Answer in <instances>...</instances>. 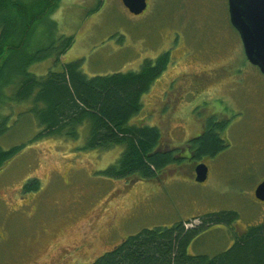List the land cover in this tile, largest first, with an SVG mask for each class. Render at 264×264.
<instances>
[{"label": "rangeland", "instance_id": "1", "mask_svg": "<svg viewBox=\"0 0 264 264\" xmlns=\"http://www.w3.org/2000/svg\"><path fill=\"white\" fill-rule=\"evenodd\" d=\"M166 35H174L179 43L188 42L186 56L183 47L177 46L172 52L177 60L142 96V111L133 120L149 117V108L176 73H193L227 62L223 73L205 76L209 80L221 77L207 90L216 89L215 94L222 97L197 95L195 85L179 96L201 105L202 113L219 110L226 114L233 121L234 145L212 159L210 176L203 183L192 180L190 166H183L176 178L170 179L168 174L170 181L161 172L145 180L154 189L153 212L130 233L141 227L169 226L183 215L189 216L193 208L201 212L233 210L237 214L233 227L264 221V201L252 196L264 177V74L246 59L239 34L229 20L227 0H149L140 14L129 12L120 0H59L55 10L35 25L26 58H22L26 61V54L37 58L27 66L36 76L60 71L64 64L76 61L88 77L138 70L146 56L153 58L162 51ZM67 36H72L71 45L57 55ZM188 82L197 84L198 79L187 75L169 84L159 103L161 115L173 113L180 100L178 90ZM13 90L8 86L1 93L0 147L23 146L0 170V264H88L109 245L89 237L78 253L73 244L85 235L84 225L96 212L92 207H97L98 198L121 183L120 178L103 171L117 160L122 146L85 149V123L78 128L76 139L38 135L42 127L28 110L31 103L16 101ZM153 118L145 124H154ZM36 176L39 187L23 190L22 185ZM89 200V208H82ZM144 221L148 225L143 226ZM184 221L188 227L197 222ZM231 229L225 224L209 226L190 242L188 252L213 255L226 249L233 241Z\"/></svg>", "mask_w": 264, "mask_h": 264}, {"label": "trees", "instance_id": "2", "mask_svg": "<svg viewBox=\"0 0 264 264\" xmlns=\"http://www.w3.org/2000/svg\"><path fill=\"white\" fill-rule=\"evenodd\" d=\"M25 1L0 0V99L3 89L13 86L16 101H29L28 110L42 127L38 135L76 139L78 128L85 123V149L121 145L117 160L103 171L107 176L136 174L153 178L170 159L168 154L156 150L160 131L154 126L136 125L130 119L141 108L142 93L165 67L166 53L158 56L154 64L146 60L137 71L88 77L76 61L64 64L60 71L49 70L36 76L27 66L37 58L26 54L25 61L22 57L35 25L55 10L59 0H30V4ZM72 40V36L65 37L57 55ZM214 129H208L198 139L197 154H211L220 148ZM22 146L0 147V169ZM37 186L31 180L24 187L35 190ZM236 218L235 211L223 210L205 212L200 224L189 227L185 221L143 227L88 264H264V221L248 225L239 235L235 234L230 246L213 255L188 252L190 242L209 226H230Z\"/></svg>", "mask_w": 264, "mask_h": 264}, {"label": "flooded vegetation", "instance_id": "3", "mask_svg": "<svg viewBox=\"0 0 264 264\" xmlns=\"http://www.w3.org/2000/svg\"><path fill=\"white\" fill-rule=\"evenodd\" d=\"M146 1L148 6L149 0ZM165 38L167 40V43L166 45L163 44L162 51L160 50L161 52L153 58H147V56L146 57L144 56L145 58L141 63L142 66L146 60H149L151 63L154 64L155 59L158 56L166 53L167 63L165 67L160 71V73L155 78H153L148 89L144 93H142V96L145 93L149 92L151 88L154 86V84H156V82L160 78L159 76L161 75V73L163 72L164 74L166 70L169 68V65L177 60L178 57L172 55V52H174V50H177L176 49L177 46L183 47L182 55L186 56L185 53L187 51L186 46L188 42H186V44L185 41H182L181 43L176 42L174 35L173 36L166 35ZM210 59L213 60L215 58H210ZM225 64H227V62H224L221 65L213 64L212 66L204 67V69L198 70L197 72H193V73L183 71L181 74H179L178 72L172 78H170L164 84L165 88L163 89L162 94H160V96L157 99H155L153 106L148 110L149 113L148 116L149 117H151L152 115L154 116L153 119H150L154 124H145V121L149 119V117L147 116L145 117V119L138 120L137 122L133 120L134 116H136L142 111V96H141V108L138 111V113L135 114L130 119V122L139 126L147 125L150 127L153 126L157 127L161 134V141L156 150L168 154L170 157V159L163 164V166L160 168V170L153 178H155L160 172L162 174L160 176L162 177L165 176L167 179L169 178L168 174H171L170 179L176 178L177 174H180V172L182 173L183 166H190L191 171L189 173V176L192 178V180L195 181L194 179L195 167L197 164L203 162L207 166V177L203 181L205 182L210 176L212 170V165H211L212 159L217 157V155H219L222 151H227V149H229L234 145V137L232 136V132H231L233 128V121L231 122L229 117L225 116L226 114L225 115L222 114V112L219 110L216 111L210 110L207 111L206 113H202L203 108H201V105L195 102L184 100L182 98L183 94L179 96L180 95L179 93L182 91L184 92L187 90L188 92H190L191 86L194 85H195L194 92L197 93V95L200 96L214 95L216 93V89L212 90L213 92H209L207 90V87H209L212 84L219 83L221 77L217 78V80H209L205 76L208 72L212 73L219 71L223 73V71L226 69ZM187 75L197 77L198 79L197 84H190V82L182 84L180 86V89L178 90V96L180 100H177L178 101L177 105L173 106L172 108L173 113L161 115L158 112L159 103L164 98L169 84L172 81ZM225 75L229 76L231 74L226 73ZM216 96L222 97L220 96V94ZM160 122H163V124H160ZM214 124L218 126L214 127ZM211 128L212 129L215 128L214 133L217 135V138L221 142L220 148L211 154L210 153L197 154L196 150L198 148V142H197L198 139L202 137L208 129ZM174 172H176V174ZM119 178L121 183L115 185V188L113 189L110 188L107 192L101 195L97 200L98 202L97 207H92L96 210V212H94L88 218V222L84 225V227L86 228L85 235H82L81 242H76L73 244L74 250H76L78 253L83 251L82 242H85L86 241L85 239L89 237L92 238L97 237L102 243H104L105 245H109L107 249L103 250L98 255L116 248L122 241H124L130 234H132L130 232L138 222H142V220H148L150 217L149 215L153 212L152 211L153 202L151 200V197L154 189H152V187L150 186H146L147 182L145 181L147 179L149 180L153 178H147L136 174L122 176ZM170 179H168V181H170ZM31 180L33 181L35 180L38 183L37 186L38 188L40 179L36 176L33 179H30L29 181ZM25 185L26 183L22 185L23 190L25 191L31 190V189H26L24 187ZM252 196L256 200H258L254 196V192H252ZM21 197L22 196H20V198ZM91 204L92 201L89 200L88 203L86 202L84 205L81 204V207L87 209ZM123 206H125V208ZM118 208L122 210H119ZM191 212L192 213H190L189 216L183 215L181 218L172 221L171 224L179 221H184L186 219H189L190 222L192 219L193 220L196 219L197 222L195 224H200L201 217L205 212H201V210H198L196 208H193ZM146 223L147 221H144L142 225L143 226L148 225ZM226 226L232 227L231 230L233 231V236H235V234L239 235L242 231L245 230L244 227H241L238 224L235 227H233V223H231L230 226L229 225ZM100 228H104L101 234H99ZM77 252H74L76 256L78 255ZM72 256L74 255L72 254Z\"/></svg>", "mask_w": 264, "mask_h": 264}, {"label": "water", "instance_id": "4", "mask_svg": "<svg viewBox=\"0 0 264 264\" xmlns=\"http://www.w3.org/2000/svg\"><path fill=\"white\" fill-rule=\"evenodd\" d=\"M132 14H140L147 7L146 0H121ZM231 25L237 30L246 59L264 74V0H227ZM207 166L202 162L195 167L194 179L203 182ZM254 196L264 201V177L255 185Z\"/></svg>", "mask_w": 264, "mask_h": 264}]
</instances>
